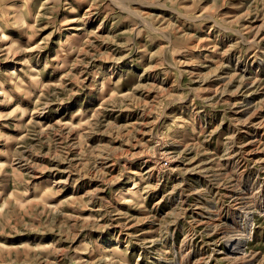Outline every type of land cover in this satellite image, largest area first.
Returning <instances> with one entry per match:
<instances>
[{"label": "rangeland", "instance_id": "1", "mask_svg": "<svg viewBox=\"0 0 264 264\" xmlns=\"http://www.w3.org/2000/svg\"><path fill=\"white\" fill-rule=\"evenodd\" d=\"M0 264H264V0H0Z\"/></svg>", "mask_w": 264, "mask_h": 264}]
</instances>
